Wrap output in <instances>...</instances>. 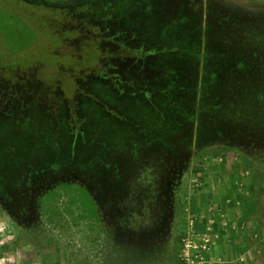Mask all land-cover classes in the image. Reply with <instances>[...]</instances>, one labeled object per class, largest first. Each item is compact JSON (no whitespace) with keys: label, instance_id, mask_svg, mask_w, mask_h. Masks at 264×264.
<instances>
[{"label":"rangeland","instance_id":"obj_1","mask_svg":"<svg viewBox=\"0 0 264 264\" xmlns=\"http://www.w3.org/2000/svg\"><path fill=\"white\" fill-rule=\"evenodd\" d=\"M27 1L0 0L35 35L0 31L8 263L264 255V0Z\"/></svg>","mask_w":264,"mask_h":264},{"label":"water","instance_id":"obj_2","mask_svg":"<svg viewBox=\"0 0 264 264\" xmlns=\"http://www.w3.org/2000/svg\"><path fill=\"white\" fill-rule=\"evenodd\" d=\"M0 31L6 46L12 50H21L29 46L35 35L19 17L0 9Z\"/></svg>","mask_w":264,"mask_h":264},{"label":"crops","instance_id":"obj_3","mask_svg":"<svg viewBox=\"0 0 264 264\" xmlns=\"http://www.w3.org/2000/svg\"><path fill=\"white\" fill-rule=\"evenodd\" d=\"M255 243L246 242V244L241 245L239 243L232 245L228 242L226 245L221 242V255L223 256V264H264V255H261L260 251L254 246ZM225 246V247H223ZM227 246V247H226ZM217 247H219V242ZM215 249H218V248ZM244 247L245 252L240 248ZM241 252V253H240ZM4 254L0 250V264H10L9 261L5 259Z\"/></svg>","mask_w":264,"mask_h":264},{"label":"built area","instance_id":"obj_4","mask_svg":"<svg viewBox=\"0 0 264 264\" xmlns=\"http://www.w3.org/2000/svg\"><path fill=\"white\" fill-rule=\"evenodd\" d=\"M200 240H201V243H198V246H200L202 248L206 247L208 242H209L208 239L202 238ZM193 241H194L193 236L192 237H186L183 240L184 248H183L182 253H181V258L184 260V263L185 264H213L212 262L206 261L202 256H198V257L194 258L192 256V254L190 255L189 249L191 247L197 246V243L194 244Z\"/></svg>","mask_w":264,"mask_h":264},{"label":"flooded vegetation","instance_id":"obj_5","mask_svg":"<svg viewBox=\"0 0 264 264\" xmlns=\"http://www.w3.org/2000/svg\"><path fill=\"white\" fill-rule=\"evenodd\" d=\"M117 27H118V24H117ZM106 31V30H105ZM105 33V32H104ZM122 33V30L120 29V30H118V31H116V33L115 34H113V33H111V34H108V33H105V37L104 38H106L107 39V41L108 42H106V44H107V46H109V45H112L113 43H115V44H118V43H123V41H122V39H117V38H115V36H118V35H120ZM102 36H104V34L102 35ZM111 65V64H110ZM109 66V65H108ZM70 78L71 77H68V79H67V81H68V83H67V81H66V87H68V85H70L71 84V80H70ZM37 80V79H36ZM63 88H65V87H63ZM46 97L48 96V95H45ZM4 114L6 113V111L5 112H3ZM13 113V112H12ZM1 114V113H0Z\"/></svg>","mask_w":264,"mask_h":264},{"label":"trees","instance_id":"obj_6","mask_svg":"<svg viewBox=\"0 0 264 264\" xmlns=\"http://www.w3.org/2000/svg\"><path fill=\"white\" fill-rule=\"evenodd\" d=\"M20 3H24V4H26V5H30V4H32V5H36V4L31 3V2H29V1H27V0H12V2H11V4H13V6H15V8H16L17 6H19ZM86 5H88V3H83V4L79 5L78 8H79L81 11H83V10L86 8ZM48 10H51V9H48ZM52 10H55L56 12L60 11L62 14H66V10L63 9V8H62V9H61V8H58V9H52ZM67 16H69V14H67ZM70 80H71V79H70Z\"/></svg>","mask_w":264,"mask_h":264}]
</instances>
